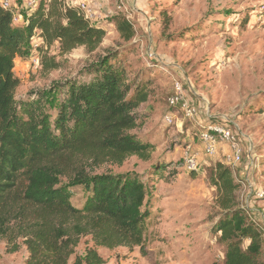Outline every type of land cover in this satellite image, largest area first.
Returning <instances> with one entry per match:
<instances>
[{
    "label": "rangeland",
    "instance_id": "rangeland-1",
    "mask_svg": "<svg viewBox=\"0 0 264 264\" xmlns=\"http://www.w3.org/2000/svg\"><path fill=\"white\" fill-rule=\"evenodd\" d=\"M63 2L91 9L89 22L106 32L100 50L88 54L80 47L62 54L54 44L48 56L60 68L45 72L39 65L41 41L36 33L27 44L25 58L14 61V76L20 82L16 99L76 77L83 66L110 50L133 74L131 78L145 87L147 98L138 108L143 121L131 133L153 145L154 151L149 161L130 157L122 165L106 163L97 173L135 174L146 182L158 166L164 167L163 174L174 172L157 185L150 217L142 226L143 245L95 248L104 264H223L226 246L213 233L219 210L216 190L209 182L216 164L229 168L240 186L237 196L243 214L262 232L264 261V0ZM28 4V0H11L10 10L24 16L30 11ZM118 19L132 25V41L120 39ZM176 83L188 106L195 109L193 120L184 118L180 106H168ZM208 115L231 129L242 151L239 163H226L225 148L216 157L204 155L197 123L207 121ZM165 116L173 117L172 125L165 123ZM189 150L197 155L194 171L186 169ZM70 191L71 203L81 206L83 190ZM17 246L10 253L11 248L0 242V264H26V248L20 241ZM92 247L89 238L81 239L69 262L83 259Z\"/></svg>",
    "mask_w": 264,
    "mask_h": 264
},
{
    "label": "trees",
    "instance_id": "trees-1",
    "mask_svg": "<svg viewBox=\"0 0 264 264\" xmlns=\"http://www.w3.org/2000/svg\"><path fill=\"white\" fill-rule=\"evenodd\" d=\"M24 21L14 24L13 12L0 7V242L14 253L20 241L26 264H104L95 248L143 245L142 226L157 185L174 172L163 174L158 166L146 182L135 174L97 173L106 163L122 165L130 157L149 161L154 151L131 133L143 121L138 108L146 101L145 87L110 50L76 77L16 99L14 61L25 58L36 33L45 72L60 68L48 56L54 44L62 54L80 47L93 54L106 35L63 0H38ZM115 27L123 42L135 37L125 19ZM209 182L219 210L213 233L226 246L223 264H264L262 232L244 216L230 169L216 164ZM74 188L83 190L81 206L71 203ZM83 238L93 247L70 263Z\"/></svg>",
    "mask_w": 264,
    "mask_h": 264
},
{
    "label": "built area",
    "instance_id": "built-area-1",
    "mask_svg": "<svg viewBox=\"0 0 264 264\" xmlns=\"http://www.w3.org/2000/svg\"><path fill=\"white\" fill-rule=\"evenodd\" d=\"M28 10L32 11L35 7L34 0H28ZM11 0H0V7L3 9H10ZM33 5V6H32ZM79 11L89 20L92 16L91 9L82 4ZM13 23H18V17L13 13ZM168 106L171 108L181 107L184 118L188 120L195 119V109L188 106L182 95L181 86L176 83L174 86V94L167 99ZM164 121L167 125H172L174 120L172 116H165ZM199 142L202 146V151L205 156L213 158L219 155V150L226 149L225 159L227 164L235 165L241 159V148L235 139L231 129L226 124H220L211 121V116H207V121L198 122ZM197 163V155L193 152L187 151L185 154L186 169L194 171ZM259 198L262 194H257ZM254 224V222H252ZM256 225V223H255Z\"/></svg>",
    "mask_w": 264,
    "mask_h": 264
},
{
    "label": "crops",
    "instance_id": "crops-1",
    "mask_svg": "<svg viewBox=\"0 0 264 264\" xmlns=\"http://www.w3.org/2000/svg\"><path fill=\"white\" fill-rule=\"evenodd\" d=\"M17 25H19V26H24L25 25L24 16L18 15V23H17ZM39 41H41V40H39Z\"/></svg>",
    "mask_w": 264,
    "mask_h": 264
}]
</instances>
